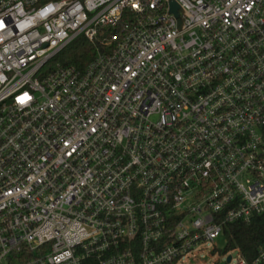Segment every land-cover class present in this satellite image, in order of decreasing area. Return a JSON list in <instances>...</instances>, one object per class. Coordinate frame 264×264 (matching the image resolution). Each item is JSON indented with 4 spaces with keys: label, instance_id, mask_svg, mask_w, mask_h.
I'll list each match as a JSON object with an SVG mask.
<instances>
[{
    "label": "built area",
    "instance_id": "1",
    "mask_svg": "<svg viewBox=\"0 0 264 264\" xmlns=\"http://www.w3.org/2000/svg\"><path fill=\"white\" fill-rule=\"evenodd\" d=\"M257 215L264 0H0V264H259Z\"/></svg>",
    "mask_w": 264,
    "mask_h": 264
},
{
    "label": "trees",
    "instance_id": "2",
    "mask_svg": "<svg viewBox=\"0 0 264 264\" xmlns=\"http://www.w3.org/2000/svg\"><path fill=\"white\" fill-rule=\"evenodd\" d=\"M103 45L80 36L64 50L58 59L64 65L81 69L96 57ZM225 232L226 251L238 250L252 261L264 249V215H257L250 222L230 223ZM259 264H264V259Z\"/></svg>",
    "mask_w": 264,
    "mask_h": 264
},
{
    "label": "rangeland",
    "instance_id": "3",
    "mask_svg": "<svg viewBox=\"0 0 264 264\" xmlns=\"http://www.w3.org/2000/svg\"><path fill=\"white\" fill-rule=\"evenodd\" d=\"M215 244L217 246V249L220 251H224L226 249V245H227V238L224 234H222L221 236H219L216 240H215ZM201 261H198V263H200ZM220 264H225L224 261H220Z\"/></svg>",
    "mask_w": 264,
    "mask_h": 264
},
{
    "label": "water",
    "instance_id": "4",
    "mask_svg": "<svg viewBox=\"0 0 264 264\" xmlns=\"http://www.w3.org/2000/svg\"><path fill=\"white\" fill-rule=\"evenodd\" d=\"M171 5H172V10L175 11V9H176V7H177L176 2H172ZM230 259H231V256L228 257V261H229Z\"/></svg>",
    "mask_w": 264,
    "mask_h": 264
}]
</instances>
